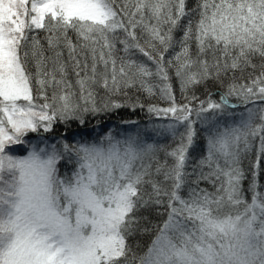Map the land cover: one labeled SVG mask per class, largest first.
Returning <instances> with one entry per match:
<instances>
[{"label": "snow or ice", "instance_id": "snow-or-ice-1", "mask_svg": "<svg viewBox=\"0 0 264 264\" xmlns=\"http://www.w3.org/2000/svg\"><path fill=\"white\" fill-rule=\"evenodd\" d=\"M185 19L180 51L165 61ZM137 52L155 71L133 58ZM256 56L264 61V0H198L191 10L187 0H0V264H264L256 179L264 163V62L257 66ZM169 68L187 103H176ZM230 72L219 100L209 94L193 107L198 97L186 95L189 88ZM137 85L149 96L159 88L170 102L149 107L173 120L163 126L176 142L163 163L137 137L23 147L29 133L121 107L110 98ZM233 98L245 111L222 123L237 107ZM197 124L208 131L207 150L189 171ZM249 152L251 202L239 167ZM65 160L74 167L61 174ZM151 208H164L166 219L138 252L127 240L148 231L138 212Z\"/></svg>", "mask_w": 264, "mask_h": 264}, {"label": "trees", "instance_id": "trees-1", "mask_svg": "<svg viewBox=\"0 0 264 264\" xmlns=\"http://www.w3.org/2000/svg\"><path fill=\"white\" fill-rule=\"evenodd\" d=\"M198 0H187V7L189 10L195 9L197 6ZM193 23L198 19V13L191 17ZM188 20L185 19L182 22V26L175 29L172 33L173 35V46L164 53L165 61L172 59L175 53L180 51L179 41L183 37L184 28L183 25H186ZM40 39L41 43L47 48V43L45 36L47 35L43 31H37L34 33ZM73 40H75V34L69 33ZM141 43L144 44V39L141 40ZM191 49L193 53L195 52V43L190 42ZM145 47H148L145 44ZM159 48V45H157ZM118 55H123V53H118ZM67 53L65 52V59ZM134 59L142 61L148 64L149 67L155 71V66L147 60L146 57L142 56L140 53H135ZM262 62L259 56L253 58V63L259 66ZM29 68L34 71L31 63ZM170 82L173 87V93L177 104H184L187 101L181 94L179 80L175 76V69L169 68ZM249 72L252 70L249 69ZM260 71L257 67L255 74H258ZM248 72L244 73V77H247ZM241 73L236 72L235 78L240 80ZM75 73L72 68H68L67 79L75 87L76 81ZM233 73H228L226 76H222L220 80L217 79H208L205 82L196 85L194 88H189L186 95L192 96L195 95L198 97L197 100L193 101V107L198 106L199 101L206 100L211 94L212 100H219V95L225 91L227 85L233 80ZM153 84L159 83L158 78H151ZM35 87V82H33ZM139 85L133 88H128L122 91L120 94L112 96L111 101H115L121 105L118 108H110L105 111H101L96 114L86 113L84 115V123L81 124L79 120L69 121L67 123L57 122L53 125V128L50 132H43L42 130L39 133H29L26 137V141L30 143H25L23 146L25 149L30 150L32 146L39 145L41 140H44V144L41 146H47L51 144H61L67 142L73 144L77 141L80 142H100L101 138L104 136L111 135L115 139H126L128 137H137L144 144H150L153 146L156 156L161 163L165 160V152L171 150L175 146V141L171 138L169 134L163 131V126L173 123L171 118V113L168 117L163 115H157L153 112H149L150 106H156L157 108H166L169 107V101L162 99L159 92V88L154 89V94L149 96L142 90H138ZM78 91V89H77ZM126 93V94H125ZM49 95L51 91L49 90ZM105 93L103 90H98L97 101L98 104L101 103L100 98L104 97ZM43 101H38L42 103ZM232 103L237 105L234 109H228L231 115L222 119V123L227 122L231 123L233 120L239 121L240 115L244 113L245 106L240 103V101L235 98L232 99ZM257 105H248L249 107L258 106ZM258 122V121H257ZM197 138L192 146L191 150V159L189 161L188 170L191 171L192 165L199 160L202 156L206 155L207 145L206 138L208 136V131L205 127L197 124ZM158 130L154 133L153 129ZM180 131H183L181 128ZM16 149V146H12ZM14 155H27V151L23 150H14ZM254 162V154L249 152L246 156H242L239 167L244 172V178L241 181V190L245 196V199L248 202H251V191L250 184L252 182L253 176L251 171V164ZM171 163V160H169ZM58 167L60 168V173L64 174L66 171L70 172L73 166H67V161L61 162ZM259 175L257 176V183L261 186L259 191L264 192V163L261 167L257 169ZM200 187L207 188L209 191H215L211 184L207 182H201ZM183 194L187 195V189L183 190ZM160 213H163L161 215ZM138 215L142 217L141 227L147 228L148 231H140L130 236L127 240V243L130 244L134 250L138 252H143L146 250L147 246L151 243V240L155 237L158 226H162L164 220L166 219V211L164 208L156 209H141L138 212Z\"/></svg>", "mask_w": 264, "mask_h": 264}, {"label": "rangeland", "instance_id": "rangeland-1", "mask_svg": "<svg viewBox=\"0 0 264 264\" xmlns=\"http://www.w3.org/2000/svg\"><path fill=\"white\" fill-rule=\"evenodd\" d=\"M157 130H158V128L157 129H153V132L155 133Z\"/></svg>", "mask_w": 264, "mask_h": 264}]
</instances>
